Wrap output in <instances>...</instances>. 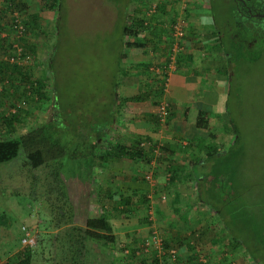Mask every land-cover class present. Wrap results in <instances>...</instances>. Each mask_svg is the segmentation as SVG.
Returning <instances> with one entry per match:
<instances>
[{
	"label": "rangeland",
	"instance_id": "1",
	"mask_svg": "<svg viewBox=\"0 0 264 264\" xmlns=\"http://www.w3.org/2000/svg\"><path fill=\"white\" fill-rule=\"evenodd\" d=\"M160 1L163 0H59L57 8L47 9L40 0H25L26 7L20 12V17L26 19L27 14L36 15L35 22L29 21L34 33L26 37L37 50L29 68L33 75L42 74L49 58L52 59L50 72L60 103V106H55L54 114L56 113L57 119L55 118L54 124L51 123L53 114L49 97L44 102L29 98L28 95L21 98L18 97L21 93L19 90L14 94L11 90L10 101L4 108L0 105V108L9 111L19 105L17 108L20 111L30 113V119L31 114L39 115L40 120L44 121L42 125L46 138H55L57 146L63 149L62 158L66 160L71 151L84 148L81 133L95 132L98 125H103L110 119L108 114H102L105 112L103 108H107L105 102H109V96H103L109 94L107 90L110 91L111 84H117L120 78L116 58L122 14L138 15L137 6L149 5V2L156 4L152 12V17L155 18L151 19V23L148 22L147 29L165 26L163 39L168 41L169 48L171 42L168 26L173 13L174 18L182 21L184 32L189 27L190 32L194 27L204 32H214L222 48L228 52L231 62L224 72L223 94L219 97V106L216 108L221 113L216 116L211 130L221 136V139L212 143L215 148L218 145L225 148L230 143L229 151L236 153L225 160V175L222 173L218 177H212L209 182L213 192L211 195L215 196V200H211L212 208L218 209V213L226 214V228L224 224L217 222L220 216L216 215V211V214L213 211L206 212L207 209L199 205L194 196V188L188 194V198H192V205L195 204L196 212L200 210V217L195 215V218L200 223L202 221L194 238L197 244L203 245V253L206 252L203 255L208 264L219 261L227 264H254L249 259L250 254L244 253L241 246L232 248L228 233L232 229L246 237L251 229L244 226V216L250 215V222H258L259 218L263 222L264 217V26L257 20L259 31H249L246 25L248 18H239L233 14L236 11L232 0H192L195 1L194 4L189 0H165L164 7L160 5ZM210 6L212 12H209ZM143 10L144 8L141 9ZM261 10L264 11V8ZM57 15L59 18L55 20ZM2 21L5 25L0 31L5 33L9 22L5 14ZM55 21L59 23L57 36ZM153 21L156 23L153 24ZM187 34L190 35L188 32ZM237 39L240 48L232 46L233 49H230L229 43L233 44ZM213 47H210L212 61L224 58L221 47ZM121 50L124 51L123 48ZM127 61L128 58L121 59V63L126 66ZM132 70L134 68L127 67V72H130L127 75H135L136 72L132 73ZM141 75L140 81L147 79L143 72ZM3 85L0 80V91ZM51 86L52 81L47 78L43 88L46 95L51 94ZM1 93L2 91L0 96ZM158 101L166 100L161 98ZM34 118L37 120V117ZM77 119L80 120L79 124ZM23 125H17L22 127V132L28 131L35 124L27 122ZM231 128L236 131L234 136L227 132L230 129L233 133ZM58 147L55 148L56 151L59 150ZM23 157V152L19 150L15 158L0 163V264H10L14 254L24 248L20 239L25 231L33 237L32 247L38 243L42 233L47 231L41 226L42 222L37 215L41 200V205H45L43 192L48 188V179L41 173L37 174L38 181L36 176L28 175L20 164ZM97 181L103 180L97 178ZM63 189V193L71 201L73 214H82L86 208H89L90 214L98 212L95 209L97 199L93 179L84 183L68 179L64 182ZM218 195L221 196L216 197ZM203 198L209 202L206 194H203ZM21 227L25 230H21ZM194 234L188 232L187 237L191 238ZM220 246L223 247L222 250ZM224 251L227 252L225 259L221 257ZM255 254L258 258L264 256L263 251ZM93 263L92 258L87 259V264ZM30 264L43 262L36 254Z\"/></svg>",
	"mask_w": 264,
	"mask_h": 264
},
{
	"label": "crops",
	"instance_id": "2",
	"mask_svg": "<svg viewBox=\"0 0 264 264\" xmlns=\"http://www.w3.org/2000/svg\"><path fill=\"white\" fill-rule=\"evenodd\" d=\"M160 2L166 5L165 0ZM157 29L159 28L156 26ZM187 32H184L186 35L180 41L181 49L173 54L174 67L169 71L167 82L162 84L163 95L160 99L166 100L169 109L164 121L158 122L155 117L156 105L153 97L136 102H122L119 95L122 97L135 95L141 90L142 81L139 80L142 77L141 68L147 66L152 60L164 62L166 58L163 50L168 42L153 46L152 41L149 40L151 43L144 48L134 47L124 51L118 49L125 54L126 59L128 58V63L138 68L132 70V73L136 72L135 75H120L118 83L113 86L112 94L107 90L109 94L103 96H109L108 98L111 99L110 102H105L111 107L103 108L105 112H102L106 115L109 113L110 119L108 122L104 120V124L100 125L96 133H92L94 137L92 140L101 147L100 152L110 153L111 159L109 158L103 166L95 167L91 175L95 185L96 199L99 201L98 196H104L100 198L101 204L95 205V209L98 210L96 214L100 213L99 207L103 205L105 210L102 211L106 212L109 219L114 242L108 248L98 243H90L87 246L85 264L88 258L94 260L93 264L189 263L190 249L197 244L194 237L202 221L200 223L199 219L195 218V215L200 217V210L196 212L195 204L192 205V198H188V194L194 187L191 182L181 180L184 175L183 170L187 168L185 165L187 160L184 159L183 153L190 151L191 148L196 152L195 145L201 144V142L198 143L200 140L197 136H205L206 130L197 126L198 116H203L207 120V131L213 129L212 125H215L216 116L221 113L216 108L219 106L218 99L223 94L224 72L210 63L212 61L210 47H218V38L214 32L210 30L204 32L195 27L192 32L189 27ZM165 33L164 26L161 36ZM144 35H147L145 37L148 39L153 37L146 30ZM143 73L149 78L145 70ZM7 74L11 73L7 72ZM144 81L146 82V79ZM10 92L4 90L1 93V107L4 108L10 101ZM27 95L21 92L18 97L24 98ZM29 98L33 96L30 95ZM7 110L0 108V114H6ZM21 115L24 120L29 118L30 113L22 110ZM31 116L34 117L36 114ZM188 142L193 145L186 149ZM117 144L129 150L140 147L141 152L131 158L123 155L116 156V152L107 146ZM150 148H152L151 151H149ZM197 153L200 157L201 153ZM146 174L154 178L153 185L143 179ZM171 177L174 179L172 180ZM97 178L103 181L98 182ZM151 189L156 191L153 193ZM106 192L110 193V199H106ZM148 192L151 195L149 202L145 197ZM161 194L165 195L164 199H160ZM105 201H112L115 205L107 208ZM150 202L152 203L149 204ZM149 213L150 217H148ZM146 218L151 219L152 222L149 223ZM155 225L164 229L163 236L166 242L177 245L175 246L176 260H170L165 255L158 258L153 248L144 249L142 241L156 229ZM188 232L195 234L188 238ZM220 249L222 250L223 247L220 246ZM226 253L224 251L221 257L225 258ZM219 262L216 264H227L225 261Z\"/></svg>",
	"mask_w": 264,
	"mask_h": 264
},
{
	"label": "trees",
	"instance_id": "3",
	"mask_svg": "<svg viewBox=\"0 0 264 264\" xmlns=\"http://www.w3.org/2000/svg\"><path fill=\"white\" fill-rule=\"evenodd\" d=\"M43 7L47 9H54L57 8V3L59 0H40ZM170 1V0H169ZM257 3H262L264 7V0H252ZM168 2V1H167ZM191 4H194L195 1L189 0ZM150 4L145 7L143 5L142 7H138V15H132L130 13L122 14V22L120 24V35L118 38V49L123 48L124 50L128 48H144L147 46V44L151 43L160 46L161 43L168 42L166 39H163V36H161V32L163 29V26L156 30V26L154 28H151V30L147 29V25L152 22L151 19L155 17H151L146 20L145 17V11L146 9L151 6ZM165 3V2H164ZM164 7V4H160ZM159 6V5H158ZM157 6V7H158ZM26 7L25 0H3L2 6L0 8V29H3V26L5 25L2 23V17L5 14L9 22L12 20V15H10L11 12L16 11L20 14L23 8ZM211 7V6H210ZM144 8L143 11L141 9ZM233 14L248 18V21L246 22V25L249 29V31L257 32L259 31V27L257 19L255 17L246 16V15H240L238 14L237 10ZM164 11V10H162ZM209 12H212V7ZM132 15V16H131ZM236 15H233L235 18L239 19ZM175 15L173 13L169 23L171 24L175 20ZM59 16L57 15L55 20H58ZM22 23L24 26V29L17 37L18 43L22 47V53L27 54L30 57V61L23 65V64H16V63H9L6 59H2L4 55L9 54V45H10V38H11V28L7 25V31L5 32L4 36L0 37V80L3 85V91H13V94L16 93L17 89H20L21 92L24 94H28L29 96L32 95V99H40L41 102H44V100H50L51 103V109H52V118L51 123H55L56 113L55 112V106H60L59 101L57 100V92L58 90L54 88V78L51 71L52 67V59L49 58L48 63L45 65L44 71L42 74L39 75H33L31 72V68H29L33 64V58L36 57V47L28 42L26 40V37L30 34L33 35V30L31 29L32 26L29 25V21L35 22L36 15L35 14H27L26 19H22ZM256 19V20H254ZM149 22V23H148ZM156 22L153 21V24ZM4 24V25H3ZM58 22L55 21L54 30L56 32V36L58 35ZM151 34V39H148L147 35H144V31ZM157 31V33H156ZM231 32V31H230ZM234 35V34H233ZM151 40V41H149ZM253 40H250L252 42ZM56 44V41L54 45ZM230 49H233L232 46H235L236 48H240V44L238 42V39L234 41V43H229ZM154 46V45H153ZM165 46V45H163ZM221 47L224 53V58H220L219 60L211 61L210 63L215 65L221 72H225L227 69L228 64L231 62L230 58L228 57V52L222 48V45L218 41V47ZM165 50V58L166 54L169 53V47H164ZM55 50V49H54ZM121 50H118L117 58H116V66L117 71L119 75L124 76L127 74H130V72H127V67L131 69H137L138 67L133 66V64L128 63V66L121 63V59L124 58L125 54L123 52H120ZM167 60V58L164 60V62ZM155 62V63H154ZM154 62H150L147 64V66H143L141 68V72H147L148 77L145 81H142L140 84L141 90H139L135 95H130L126 97H122L119 95V99L123 101H142L144 99H147L149 97H153V102L155 104H158V99L160 100V97L163 95L162 90V84H163V78L156 77L152 74L150 71L151 66H158L161 67L162 63L161 61L157 60ZM7 72L11 74H7ZM11 75V76H10ZM49 78L52 81V91L50 95H46L44 91V86L46 79ZM16 81V83H15ZM150 82V83H149ZM116 83L114 82L111 84L112 87H110V94H112L113 86ZM152 87H150L149 85ZM11 86V87H10ZM12 88V89H11ZM0 91V92H1ZM157 100V101H156ZM111 99H109V102ZM166 102V101H165ZM16 105L14 106L15 109L13 112L9 109L6 114L1 113L0 114V163L7 162L13 158L16 157L19 150L23 152V159L20 161V164L25 170L26 173H29L28 175L32 174L36 176V180H39V177L37 174H44L43 176L48 179L47 185L48 188L43 193L45 194L44 197V204L41 205L39 203L38 208V217L40 221L42 222V227L44 231L41 235V238L38 239V243L35 244V246H28L25 245L24 248L19 250L16 254H14L13 259L10 264H30L33 257L38 254L43 262V264H85V257H86V251L87 246L90 243H98L99 245L103 247H110L114 242V237L112 235V229L109 223V219L107 217V214L103 205L99 207L98 214L91 215L89 211L86 210L82 214H73L72 212V204L69 198L65 196V193L63 189L64 188V182H66L68 179H73L77 182H87L90 180L92 172L94 171L95 167H100L106 164V162L110 158V153L108 152H100V146L98 147L96 143L92 140L94 139L92 133L94 132H85L81 133V139L83 141L84 148L82 150L74 149L71 151V153L68 155V158L66 160H63V149L62 147L59 148L57 146V142L54 139L50 140L49 138H46L44 134V125L42 123L44 121H41L39 117H37V120L32 117V119H24L22 120V115L20 111V108H17ZM107 108L111 107L110 104L106 105ZM18 109V112L17 109ZM59 108V107H58ZM166 110L168 111V103L166 102ZM62 112V111H61ZM109 114V113H107ZM202 114V113H201ZM155 117L159 122V118L157 114L155 113ZM57 119V118H56ZM79 119V118H78ZM77 119V123L79 124L80 120ZM27 120V121H26ZM49 120V121H50ZM26 121V122H25ZM35 124L34 126H31L28 131L20 129L17 125L26 124V123ZM50 123V122H49ZM23 125V126H24ZM78 125H76L77 127ZM197 126L203 128L206 130L205 136L200 137L197 136V139L200 140L198 143L201 142V144H196V152L195 149L192 150L190 142H188L189 145L185 146V148L189 149L190 151H187L186 153H183L184 159L186 158L187 161H185V165L187 168L184 171V175L181 178V180L189 181L191 182L192 186L194 187L195 192V198L196 200L203 205L208 211H213L216 215L219 214V220L217 222L220 223V225L224 224V228H226V214L218 213V209L212 208L211 200H215V196H212L213 194L211 187H209L210 178L212 177H218L220 174L226 173V159L228 156L233 154L235 151H229V144L225 146V148H221L219 145L217 148L213 145L212 142L214 140L219 141L221 139V136H217V134H214L211 131H207V120L203 118V116H198L197 119ZM100 125H98L96 128L98 129ZM73 130L77 131L75 127H72ZM96 129V130H97ZM233 133L230 132V129L227 130L228 133L234 134L236 133L235 129H232ZM89 131V130H88ZM226 133V132H225ZM236 137H234L235 139ZM222 141V140H221ZM204 142V144H203ZM206 142V144H205ZM138 144V143H137ZM193 145V144H192ZM106 146V145H105ZM58 147L59 150H55V148ZM109 149L114 150L116 153V156L123 155L127 157H134L137 154H140V147H135V149L132 148V150H129L127 147H124L122 145H108ZM195 148V147H194ZM152 148H150L149 151H151ZM161 149V147H160ZM159 149V150H160ZM113 151V152H114ZM194 151V152H191ZM237 151V150H236ZM197 152L201 153V156H197ZM236 153V152H235ZM234 153V154H235ZM112 154V153H111ZM139 156V155H138ZM111 159V158H110ZM30 168V170H29ZM33 172V173H32ZM172 180L174 177H171ZM144 179V177H143ZM145 180V179H144ZM146 181V180H145ZM147 182V181H146ZM153 190L154 193L156 190ZM107 192H110V190H107ZM106 192V199H110V193ZM203 194H206L208 197L209 202H207V199L203 198ZM215 194V193H214ZM49 195H53V197H50ZM105 195V194H104ZM221 195H218L216 197H220ZM104 197L103 195L98 196L99 201L97 200L98 205L101 204L99 202L100 198ZM146 200L149 202L151 195L150 192L146 193L145 195ZM49 200V201H48ZM103 200V199H102ZM104 203V200L102 201ZM106 207H113L115 205L112 201H105ZM150 202L149 204H151ZM149 206V205H148ZM150 213L149 216L150 217ZM216 217V216H215ZM245 217V227L249 226L248 228L251 229V232H248V235L246 237H243L239 232H235L234 230L230 229L229 233L231 236V244L232 248H236L238 246H241L244 253L248 252L250 254V260L254 264H264V256L259 257L256 256L255 252H264V217L263 222L262 220H258V222H250L248 218H250V215L244 216ZM148 222H152L151 219H147ZM155 231L157 232L158 237L160 238V244L162 250L165 251V254L162 255V257L165 255L170 259V254L167 252L169 250H176L175 246L172 243H169L168 241L164 239V229H162L160 226L155 225ZM228 229V228H227ZM51 230V231H50ZM152 233V232H151ZM150 233V234H151ZM150 236V235H149ZM148 236V237H149ZM147 237V238H148ZM146 238V239H147ZM145 240V239H144ZM144 240L142 241V245L144 247ZM197 248H195V245L193 248L189 247L190 253L188 256V264H204L201 262L200 257L206 252L203 253L202 244H197ZM191 246V245H190ZM155 250V249H154ZM156 253V250H155ZM157 256V255H156ZM205 256V255H204ZM158 257V256H157ZM177 255H175L174 260H176ZM225 259V258H223ZM171 260V259H170ZM205 264H208V261H205ZM216 264V263H214Z\"/></svg>",
	"mask_w": 264,
	"mask_h": 264
},
{
	"label": "built area",
	"instance_id": "4",
	"mask_svg": "<svg viewBox=\"0 0 264 264\" xmlns=\"http://www.w3.org/2000/svg\"><path fill=\"white\" fill-rule=\"evenodd\" d=\"M2 2L3 0H0V8L2 6ZM155 5L156 4H152L151 6H149L146 11H145V15L148 18L153 14L152 12L155 9ZM10 15H12V20L9 23L8 27L11 28V38H10V45H9V50L7 55H4V57H2V59H6L9 63H16V64H27L30 61V57L27 54H23L22 53V47L21 45L18 43V41L16 40L17 37L19 35H21L24 26L22 23V20L20 19V14L16 11H13L10 13ZM147 20V19H146ZM169 28V37H170V50L169 53L166 54V58L167 60L165 62H163L161 65V67L158 66H151L150 67V71L152 72V74L156 77L159 78H163V84H165L167 82V76L169 74V71L174 67V52H176L177 50L181 49V44L180 41H182L183 36H184V31L182 29V21L177 18H175V20L169 24L168 26ZM5 33H2L0 31V37L4 36ZM11 112L14 111V108H12L10 110ZM155 113L157 114L159 121H164L167 117L168 111L166 110V102L165 101H158V104H156L155 106ZM144 179L150 184L153 185V183H155L154 178L149 175L146 174L144 176ZM160 199H164L165 195L161 194L159 195ZM21 230H25L24 227H21ZM21 243H23V245H28V246H32L34 244V240L33 237L29 235V233L27 231L24 232L23 236L21 237ZM149 248H153L156 250V254L158 256V258H161L163 254H165V251L162 250L161 248V244H160V238L157 235V232L154 230L152 231V233L150 234V236L144 240V249H149ZM170 254V259L173 260L176 252L175 250H169L167 251ZM202 263L205 264V257L204 255H202L200 257V259Z\"/></svg>",
	"mask_w": 264,
	"mask_h": 264
},
{
	"label": "flooded vegetation",
	"instance_id": "5",
	"mask_svg": "<svg viewBox=\"0 0 264 264\" xmlns=\"http://www.w3.org/2000/svg\"><path fill=\"white\" fill-rule=\"evenodd\" d=\"M234 3V8L237 10L238 14L255 17L260 24L264 26V8L262 3H257L252 0H232Z\"/></svg>",
	"mask_w": 264,
	"mask_h": 264
}]
</instances>
